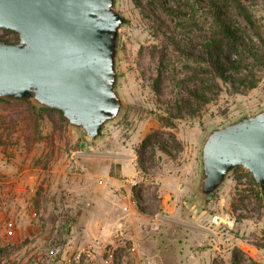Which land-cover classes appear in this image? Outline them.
<instances>
[{"label":"rangeland","instance_id":"obj_1","mask_svg":"<svg viewBox=\"0 0 264 264\" xmlns=\"http://www.w3.org/2000/svg\"><path fill=\"white\" fill-rule=\"evenodd\" d=\"M138 1L142 9L134 0H117L116 10L126 21L120 29L117 56L118 88L126 110L118 122L105 126L101 144L90 147L67 123L55 124L45 116L39 119L15 99L0 100V248L8 247L10 252L1 264H64L69 258L63 251L82 212L78 194L71 188L82 182V163H77L91 159L89 155L101 153L100 160L108 163L109 153L134 152L140 169L134 189L139 197L146 191L157 198L154 176L160 169L167 175L186 163L185 147L197 149L207 128L264 108V64L250 57L241 63L239 76L251 71L257 81L254 89L220 80L218 96L195 116L183 112L173 120L175 128L165 130L176 136L182 149H174L168 157L148 148L139 161L137 149L143 138L161 128L160 118L176 115L179 99L199 85V80L189 78L196 76L199 67L206 68L198 40L209 31L210 22L206 0H200L195 15L186 20H171L155 0ZM244 2L264 31V0ZM169 6L177 7V2L169 0ZM235 19L259 46L245 21L236 14ZM0 41L16 43L18 35L0 30ZM207 76L201 72L196 77ZM65 164L69 175L62 179ZM194 169L193 185L196 162ZM248 174L241 168L233 171L202 204L193 199L191 190L181 189L186 194L173 202L171 212L157 209L164 217L157 234L160 264H232L234 253L240 264H264V190L251 183ZM67 184L72 186L69 190ZM131 253L127 250L125 262L133 260ZM114 254L102 253L106 261H112Z\"/></svg>","mask_w":264,"mask_h":264},{"label":"water","instance_id":"obj_2","mask_svg":"<svg viewBox=\"0 0 264 264\" xmlns=\"http://www.w3.org/2000/svg\"><path fill=\"white\" fill-rule=\"evenodd\" d=\"M116 8L117 0H0V30L18 35L0 41V99L60 111L86 145L101 144L126 110L117 72L126 21ZM237 168L264 190V108L206 129L193 199L208 201Z\"/></svg>","mask_w":264,"mask_h":264},{"label":"crops","instance_id":"obj_3","mask_svg":"<svg viewBox=\"0 0 264 264\" xmlns=\"http://www.w3.org/2000/svg\"><path fill=\"white\" fill-rule=\"evenodd\" d=\"M185 151L186 163L171 169L167 175L160 169L154 176L157 198L146 191L143 197L136 193L134 187L138 184L140 169L134 152L109 153L105 155L111 160L108 163L100 160L101 153H93L89 155L91 159L78 162L82 163L79 165L82 182L75 188L71 184L66 187L68 190L72 187L78 194L82 212L78 215L79 224L69 232L63 256L70 257L80 248L90 247L92 255L84 260L88 264H160L158 254L162 247L157 234L161 221L152 223L151 217L158 210L171 212L173 202L186 194L181 189L192 191L198 147L189 145ZM67 167L65 164L61 169L62 179L68 178ZM131 247L135 252L130 255L133 260L127 263L125 254L128 256L127 250ZM109 251L115 252L112 261H106L102 255Z\"/></svg>","mask_w":264,"mask_h":264},{"label":"trees","instance_id":"obj_4","mask_svg":"<svg viewBox=\"0 0 264 264\" xmlns=\"http://www.w3.org/2000/svg\"><path fill=\"white\" fill-rule=\"evenodd\" d=\"M160 9L171 20L192 18L197 12L195 5H200V0H193V3H189L190 0H170L176 1L177 7L169 6V0H155ZM182 1V6L179 4ZM207 20L209 19L208 32L201 37L204 39L198 40L203 54V57H198L199 60L206 62V68L199 67L196 72V76L201 72L208 74L205 78L190 77L189 80H199V85L193 86L191 89L186 90V95L180 98L176 105V115L171 119L160 118V129L154 130L147 134L137 149V155L139 161H142V157L145 155V150L152 149L158 150L168 157L172 156V151H180L181 145L177 141L176 136L172 132L165 131L166 129L172 130L175 128L173 120L179 119L183 112H186L190 116H195L199 112L200 108L211 102L220 92L219 81H237L239 86L246 89H254L257 85V81L251 71H244L245 74L241 77V63L249 60L250 57L257 64H264V31L260 25L257 24V20L250 7L244 2V0H206ZM136 6L142 9V6L138 0H134ZM189 10V11H188ZM236 16L241 17L248 27L252 30L254 37L257 38L259 46L254 45L253 40L249 35H246L240 28L238 22L235 19ZM4 33H10L9 30H2ZM14 33V32H12ZM16 34V33H15ZM247 54V55H246ZM234 73V74H233ZM236 77H234L233 75ZM238 76V77H237ZM156 82V80H155ZM154 88L156 86L153 85ZM2 100V99H0ZM22 102L27 110L33 112V115L37 114L39 119L44 116L52 123H58L65 125L66 121L62 118L61 112L57 110L47 109L44 107H36L28 100L15 99ZM238 169V168H237ZM235 169L234 171H236ZM251 183L255 182L253 177L248 174ZM8 247L0 248V264L3 259L9 254ZM232 264H240V259L233 254Z\"/></svg>","mask_w":264,"mask_h":264},{"label":"built area","instance_id":"obj_5","mask_svg":"<svg viewBox=\"0 0 264 264\" xmlns=\"http://www.w3.org/2000/svg\"><path fill=\"white\" fill-rule=\"evenodd\" d=\"M164 217L160 213H155L151 217V222L152 223H157L159 221H163ZM129 251L134 253L135 248L131 247L129 248ZM92 255V248L90 247H82L80 248L76 253L72 254L71 257L67 258L64 261V264H79L81 262H84V260L88 259Z\"/></svg>","mask_w":264,"mask_h":264}]
</instances>
